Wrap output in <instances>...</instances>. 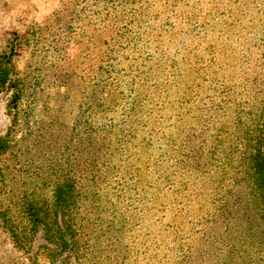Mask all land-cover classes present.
<instances>
[{
  "label": "trees",
  "instance_id": "16d2710c",
  "mask_svg": "<svg viewBox=\"0 0 264 264\" xmlns=\"http://www.w3.org/2000/svg\"><path fill=\"white\" fill-rule=\"evenodd\" d=\"M28 35L22 79L17 36L0 53L9 113L17 118L37 71L69 63L86 71L74 129L82 124L86 135L87 186L129 182L136 195L117 210V254L131 249L148 264H264V0H60ZM8 147L0 135V156ZM77 183H56L54 210L26 204L60 248L79 241Z\"/></svg>",
  "mask_w": 264,
  "mask_h": 264
},
{
  "label": "rangeland",
  "instance_id": "374dc122",
  "mask_svg": "<svg viewBox=\"0 0 264 264\" xmlns=\"http://www.w3.org/2000/svg\"><path fill=\"white\" fill-rule=\"evenodd\" d=\"M59 8L60 0H0V53L17 36V78L24 77L30 59L28 30L46 23ZM94 43L98 52L102 37L96 36ZM78 53L77 44L67 49L69 58ZM95 63L93 74H97L98 59ZM36 74L39 77L22 97L15 120L9 113L10 93L0 90V135L9 136V147L0 156V264H148L143 254L131 249L117 254L116 250L119 204L126 195L136 198L131 184L116 190H102L105 184L100 190L87 186L86 135L82 124L74 129L85 101L86 71L69 63ZM76 166V171L72 170ZM123 173L126 178V168ZM72 176L79 189L73 216L82 226L78 244L60 248L47 239L46 224L29 220L26 204L32 201L43 210H54L56 183ZM113 180L115 186V177Z\"/></svg>",
  "mask_w": 264,
  "mask_h": 264
}]
</instances>
